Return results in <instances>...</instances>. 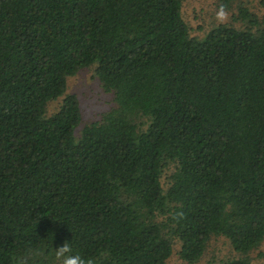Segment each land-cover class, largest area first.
Returning <instances> with one entry per match:
<instances>
[{"label": "trees", "instance_id": "16d2710c", "mask_svg": "<svg viewBox=\"0 0 264 264\" xmlns=\"http://www.w3.org/2000/svg\"><path fill=\"white\" fill-rule=\"evenodd\" d=\"M188 32L181 0H0V264H195L264 242V13ZM264 11V0H258ZM113 105L81 122L66 78ZM46 113V103L58 98ZM259 254L264 256V252Z\"/></svg>", "mask_w": 264, "mask_h": 264}, {"label": "rangeland", "instance_id": "374dc122", "mask_svg": "<svg viewBox=\"0 0 264 264\" xmlns=\"http://www.w3.org/2000/svg\"><path fill=\"white\" fill-rule=\"evenodd\" d=\"M246 6L260 18L264 11L258 4V0H236ZM235 5L223 6L220 0H181V16L187 23L188 32L191 35L201 36L210 26L218 22H228L240 25V21L232 17L235 13ZM223 11L224 17L220 13ZM66 90L76 94L81 110V122L98 118L100 114L113 105L111 91L104 90L98 79L93 75V64L78 69L74 74L66 78ZM60 97L51 99L46 103V113L53 111ZM176 249L173 248L166 264H188L181 260ZM264 242L258 247L252 248L248 254L252 264H264ZM227 239L221 235L210 236L207 246L200 259L195 264H220V260L235 255Z\"/></svg>", "mask_w": 264, "mask_h": 264}, {"label": "clouds", "instance_id": "9594fccd", "mask_svg": "<svg viewBox=\"0 0 264 264\" xmlns=\"http://www.w3.org/2000/svg\"><path fill=\"white\" fill-rule=\"evenodd\" d=\"M220 16L221 18L224 17L223 11H221ZM55 256L58 260H61V264H95V261L91 258L86 259L79 254H73L72 248L66 242L56 248Z\"/></svg>", "mask_w": 264, "mask_h": 264}]
</instances>
